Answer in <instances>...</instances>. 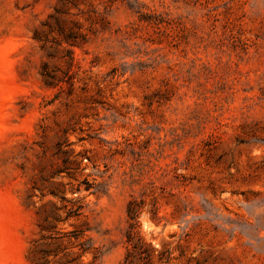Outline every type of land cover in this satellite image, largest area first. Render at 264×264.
<instances>
[{"label":"rangeland","instance_id":"obj_1","mask_svg":"<svg viewBox=\"0 0 264 264\" xmlns=\"http://www.w3.org/2000/svg\"><path fill=\"white\" fill-rule=\"evenodd\" d=\"M129 201L149 264H264V0H0V264H125Z\"/></svg>","mask_w":264,"mask_h":264},{"label":"trees","instance_id":"obj_2","mask_svg":"<svg viewBox=\"0 0 264 264\" xmlns=\"http://www.w3.org/2000/svg\"><path fill=\"white\" fill-rule=\"evenodd\" d=\"M44 79L50 78L51 76L46 72H41ZM127 219L128 226L126 230V241L130 244V248L127 249L125 255V264H149L147 244L137 235V216L138 209L132 206V201L128 202L127 205Z\"/></svg>","mask_w":264,"mask_h":264}]
</instances>
